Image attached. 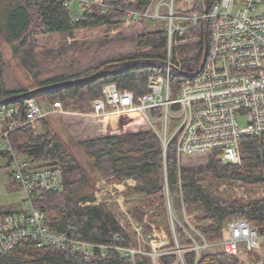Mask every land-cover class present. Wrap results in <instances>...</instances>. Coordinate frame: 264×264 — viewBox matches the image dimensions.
Here are the masks:
<instances>
[{"label":"trees","instance_id":"obj_1","mask_svg":"<svg viewBox=\"0 0 264 264\" xmlns=\"http://www.w3.org/2000/svg\"><path fill=\"white\" fill-rule=\"evenodd\" d=\"M193 1V9L185 13L204 15L206 0ZM109 2L105 9L97 4L82 6L74 19L73 8L66 6L65 0H0V20L5 19V24H0V37L9 45L11 57H16L30 75L25 81L15 78L9 58L0 49V103L19 97L8 104L24 110L28 98L45 94L52 104L60 101L65 110L90 112L107 83L130 90L136 97L149 92L150 77L166 72L168 27L164 23L160 29L150 30L151 18H124L126 9L142 12L151 0ZM178 2L175 0V6ZM217 2L210 0V6ZM205 25L200 19L183 33H176L172 62L188 74L201 67ZM135 62L137 65L129 67ZM101 71L104 74L95 80L34 93L41 87ZM174 73L171 95L177 97L186 76ZM163 111V107H154L152 113L160 116ZM135 114L96 118L101 134L77 142L85 163L45 118L42 132L25 125L13 133L16 152L35 164L63 170L64 188L47 192L35 203L46 213L50 228L97 247L86 257L71 249L23 244L0 255V264H264L257 251L248 252L250 263H246L221 245L226 223L245 218L262 237L264 250V196L243 198L232 189L236 183L264 185V134L242 138L240 164L224 162L220 151L215 150L207 163L184 166L179 163L175 140L165 148L162 137L150 125L134 130L139 126L133 121ZM162 128L160 125L159 130ZM168 132L171 135L173 129ZM128 177L136 183L127 187L126 195L144 198L130 212L142 226L143 237L153 232L151 223L160 218L168 234L169 244L159 249L156 261L150 243L143 245L134 228L121 225L107 202L94 204L96 179L121 181ZM224 185L228 188L223 189ZM6 211L0 209V213Z\"/></svg>","mask_w":264,"mask_h":264},{"label":"built area","instance_id":"obj_2","mask_svg":"<svg viewBox=\"0 0 264 264\" xmlns=\"http://www.w3.org/2000/svg\"><path fill=\"white\" fill-rule=\"evenodd\" d=\"M263 1L218 0L210 6L208 16L181 15L192 22L186 26L176 25L178 6L175 7V0H161L158 3L151 0L142 12L126 9L124 18L144 16L153 22L162 19L167 23L166 72L152 75L148 82L149 92L139 97L130 90L119 89L112 82L103 86V95L92 102L90 112L65 110L60 101L53 104L51 111L61 116L95 118L128 112L141 114L162 137L165 148L170 140L176 141L180 164L185 155L208 154L215 150L220 151V158L224 162L240 164L242 138L245 135L264 134V14L257 12L258 4ZM164 3L170 10L167 15L162 14ZM91 4L104 9L110 6L106 0H65V5L69 7L82 8ZM193 6V0H183L180 8L189 11ZM73 12V18L77 19L80 12ZM200 19L209 22L210 48L206 64L196 75L186 76L178 96L173 97L172 73L180 74L182 69L181 65L172 62L173 47L178 43L176 33H183ZM24 104L22 110L13 103H0V155L9 158L23 204L21 209L0 213V255L31 243L43 249L49 246L71 249L89 257L96 244L50 228L46 213L35 205L47 192L64 188V173L58 166L38 165L16 152L12 142L13 133L25 125L36 127L47 115V111L34 98H28ZM154 107H163V114L153 115ZM170 117L179 119L171 135L168 132ZM242 119L245 120L244 125L241 124ZM159 125L165 131L160 132ZM135 183L131 177L121 181L100 178L95 186L94 204L107 202L111 206L117 197H123L118 201L124 215L131 220L130 213L123 206L127 201L124 191ZM119 186H122L120 190ZM81 206L85 204L81 203ZM117 215L123 225L120 213ZM223 233L221 245L231 254L239 255L242 248L249 252L259 251L262 247V237L245 218L230 219Z\"/></svg>","mask_w":264,"mask_h":264},{"label":"rangeland","instance_id":"obj_3","mask_svg":"<svg viewBox=\"0 0 264 264\" xmlns=\"http://www.w3.org/2000/svg\"><path fill=\"white\" fill-rule=\"evenodd\" d=\"M161 1V0H157V3ZM167 2H169V0H166ZM183 0H180V2H178V9L182 10L178 11L176 13L177 19H176V25H181V26H186V25H191V20L189 19H185L183 16L185 11L184 9L180 8L181 2ZM177 6V5H176ZM175 6V7H176ZM73 7L74 11H79L81 12L80 7ZM162 10V14L167 15L169 14L170 10L169 7L167 6L166 3H164L161 7ZM257 12L259 14H264V1L262 3H259L257 6ZM5 19L2 18L0 20V24L3 26L5 23ZM165 23V24H164ZM167 25V23L165 21L161 20H157L155 22H150L149 23V29L150 30H157L160 29L162 26ZM2 30L3 28H0V35L2 34ZM0 49L3 51V53L6 55V57L9 58L10 60V67L12 69V74L14 75L15 78L21 80V81H25L28 80V78H30V75L28 74V72L26 71V69L24 67H22L19 62L18 59L16 57H11V51L9 48V45H7L2 38L0 37ZM34 100L38 103H40L43 107V109L45 111H47V115L45 117V119L47 121H51L52 124L54 125V128H57L62 135L64 136V138L68 141V143L73 147V150L75 151L76 155L78 156V158L81 159V162L86 161L85 159V154L82 152L81 149H79V147L77 146V142L79 140H82L84 138L87 137H94L97 135H100L101 133L98 130V127L100 123H98L95 117H90V118H85V119H80L79 117H75V116H67V117H63L60 114L51 111L53 108V104L51 103V101H49L48 99H46L45 94H36L34 95ZM7 104V103H6ZM137 115V118H133V121H137L139 123L138 128L134 129H144V128H148L149 126V122L144 118V116L141 114H135ZM179 119L177 117H170V127L169 130L175 129V126L178 124ZM44 119L36 125V127H32L33 130L37 133L42 132L45 130V126L44 124ZM245 120L242 119L241 124L244 125ZM160 126V125H159ZM159 126H158V130H159ZM164 129H160L159 131L162 132ZM127 131H133V129H129ZM165 131V130H164ZM211 155V153H200L197 155H192V156H184L182 157V165L184 166H196V165H203L205 163H207L209 156ZM96 175V174H95ZM96 177H98V175H96ZM99 179H96V181L98 182ZM96 182V185H97ZM228 188V186H223L224 188ZM232 189H234L235 194H237L239 197H243V198H257V197H261L264 196V185L262 186H244L240 183H236L232 186ZM125 195V193H124ZM123 197H117L113 203H112V209L116 212V213H120L121 215V219L124 222L123 225H125L126 227L129 228H134L137 233L138 236L141 239V242L143 243V245H145L147 242L150 243L152 249L154 252L151 253H156L157 255L160 253L159 249L164 247L166 244H169V238H168V234L164 228V224H163V220L160 218L157 222H153L152 227H153V232H151L147 237H143L142 235V226L139 225L138 222H135L133 217L130 220L129 216L124 215L125 213L123 212L124 210L122 209L118 199L122 200ZM127 199V201L125 203H123V206L125 208H127V212H131L132 208L134 205L136 204H141L142 201L144 200V198L142 196L139 195H133L131 197H128L127 195H125V198ZM129 202V204H128ZM23 208V204L21 203V193H20V186L17 183V181L15 180V178H13L12 175V167L11 165H9V158L8 157H4L2 155H0V209L1 210H7V211H11V210H18ZM149 211V210H148ZM150 212V211H149ZM155 212L157 213V210L155 209ZM131 215V214H130ZM187 219H189V217H187ZM130 220V221H129ZM146 242V243H145ZM205 247H210V245L206 244ZM212 250L214 249V247L211 248ZM257 253H259L260 255L263 256L264 258V250H263V245L260 248L259 251H257ZM247 254V255H246ZM156 255V257H157ZM240 259L244 260L246 263H250V258L248 256V252L246 250H244L243 248L240 251Z\"/></svg>","mask_w":264,"mask_h":264},{"label":"water","instance_id":"obj_4","mask_svg":"<svg viewBox=\"0 0 264 264\" xmlns=\"http://www.w3.org/2000/svg\"><path fill=\"white\" fill-rule=\"evenodd\" d=\"M209 12H210V0H206V5H205V15L208 16L209 15ZM206 25H205V47H204V56H203V61H202V64H201V67L199 68V70L195 73H192V74H188L186 73L185 71H180V74L184 75V76H193V75H196L197 73H199L203 68H204V65L206 64V61H207V58H208V55H209V48H210V30H209V22H205ZM137 65V62L133 63L132 65H130L129 67L131 66H135ZM104 74V72H99L93 76H90V77H86V78H81V79H77V80H72V81H67V82H63V83H58V84H54V85H48V86H45V87H41V88H38L36 90H34V93H37V92H40V91H43V90H47V89H50V88H55V87H60V86H64V85H69V84H73V83H79V82H88V81H91V80H95L96 78L102 76ZM19 97H15L13 98L12 100L9 99L7 101H5L4 103H10V102H13L15 99H17ZM154 257V261H156V253H151Z\"/></svg>","mask_w":264,"mask_h":264},{"label":"crops","instance_id":"obj_5","mask_svg":"<svg viewBox=\"0 0 264 264\" xmlns=\"http://www.w3.org/2000/svg\"><path fill=\"white\" fill-rule=\"evenodd\" d=\"M107 2H109L110 0H106ZM122 188V186H119V190ZM127 190V189H126ZM126 190L124 191L125 195H126ZM129 203V202H128ZM247 255V254H246Z\"/></svg>","mask_w":264,"mask_h":264},{"label":"bare ground","instance_id":"obj_6","mask_svg":"<svg viewBox=\"0 0 264 264\" xmlns=\"http://www.w3.org/2000/svg\"><path fill=\"white\" fill-rule=\"evenodd\" d=\"M13 142V141H12Z\"/></svg>","mask_w":264,"mask_h":264}]
</instances>
